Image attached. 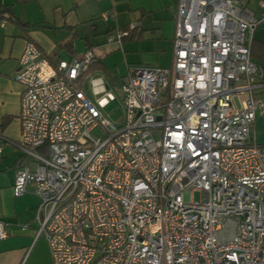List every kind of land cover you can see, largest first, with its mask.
Returning a JSON list of instances; mask_svg holds the SVG:
<instances>
[{
    "label": "built area",
    "instance_id": "built-area-1",
    "mask_svg": "<svg viewBox=\"0 0 264 264\" xmlns=\"http://www.w3.org/2000/svg\"><path fill=\"white\" fill-rule=\"evenodd\" d=\"M247 1L178 0L171 65L128 71L119 129L99 111L114 98L101 79L90 81L96 102L77 85L92 50L54 66L25 42L20 140H0L27 158L13 195L38 199L35 236L52 264H264V147L252 132L264 71L250 59L264 0Z\"/></svg>",
    "mask_w": 264,
    "mask_h": 264
},
{
    "label": "crops",
    "instance_id": "crops-1",
    "mask_svg": "<svg viewBox=\"0 0 264 264\" xmlns=\"http://www.w3.org/2000/svg\"><path fill=\"white\" fill-rule=\"evenodd\" d=\"M257 1L248 0L247 6L256 10ZM177 4L178 0H0V10L9 17L0 27V135L10 142L20 140L22 88L13 78L25 42L35 44L54 66L92 50L104 72L95 69L86 74L101 79L105 88L104 77L118 87L114 78L122 85L134 67H170ZM102 13L109 15L106 21L101 20ZM130 25H134L131 36L120 45L106 44L105 35ZM250 59L264 71V25L252 34ZM91 95L86 94L93 102L102 96L92 90ZM0 149V220L7 232L0 240V264L23 260V264H52L44 238L35 236L38 199L13 195L14 173L27 158L1 140Z\"/></svg>",
    "mask_w": 264,
    "mask_h": 264
},
{
    "label": "rangeland",
    "instance_id": "rangeland-1",
    "mask_svg": "<svg viewBox=\"0 0 264 264\" xmlns=\"http://www.w3.org/2000/svg\"><path fill=\"white\" fill-rule=\"evenodd\" d=\"M106 36L107 35H105V39ZM93 77L94 76H89L88 74H85V76H83L82 81L80 83V88L82 92L84 94L86 93L89 96L91 95V90L93 89L90 82ZM104 84L106 86V92L112 94L114 98L112 101H108L105 106L99 108V111L103 117L107 118L112 124L115 125L117 129H119L122 127L124 122V109L121 102L120 90L105 77H104ZM232 101L234 108H238L239 107L238 101L235 98ZM252 132L256 135L255 138L256 142L259 144H264V121H262L260 117L256 118ZM90 137L93 139H101L103 137V132L101 131V128L100 127L94 128L90 132ZM198 197H199L198 192H194L193 193L194 200H198ZM187 198L188 196L185 195L184 199L187 200Z\"/></svg>",
    "mask_w": 264,
    "mask_h": 264
},
{
    "label": "trees",
    "instance_id": "trees-1",
    "mask_svg": "<svg viewBox=\"0 0 264 264\" xmlns=\"http://www.w3.org/2000/svg\"><path fill=\"white\" fill-rule=\"evenodd\" d=\"M5 12H6V10H4V9L0 10V20L9 19V17L4 14ZM129 36H131V31L129 32V35L126 36L125 38H127ZM95 69H98V70L104 72V69L101 68L95 61L91 66H89V68L86 70L85 74L88 71H90V70L92 71V70H95ZM77 83H78L77 85L80 87L81 79H79V81Z\"/></svg>",
    "mask_w": 264,
    "mask_h": 264
},
{
    "label": "water",
    "instance_id": "water-1",
    "mask_svg": "<svg viewBox=\"0 0 264 264\" xmlns=\"http://www.w3.org/2000/svg\"><path fill=\"white\" fill-rule=\"evenodd\" d=\"M114 81H115V84H116L118 87L121 85V83H119V82L117 81V78H114Z\"/></svg>",
    "mask_w": 264,
    "mask_h": 264
}]
</instances>
